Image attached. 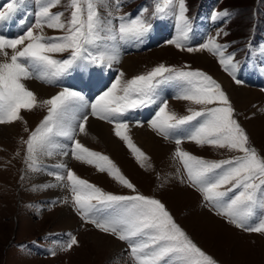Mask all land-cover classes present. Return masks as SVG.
<instances>
[{
    "label": "snow or ice",
    "instance_id": "obj_1",
    "mask_svg": "<svg viewBox=\"0 0 264 264\" xmlns=\"http://www.w3.org/2000/svg\"><path fill=\"white\" fill-rule=\"evenodd\" d=\"M63 2L34 0V22L22 19L20 24L25 30L15 38L0 34V56L6 58L0 62V124L22 120V110L47 108V114L24 141L27 167L42 171L41 156L71 154L75 160L93 165L100 172L107 171L121 184L135 190L110 158L83 145L76 138L77 132L86 133L89 114H85V109L90 108L91 116L114 123L115 135L127 144L144 166L145 153L127 134L128 124L118 122V118L131 110L158 104L150 127L159 135L167 138L173 130L190 125L187 139L196 144L242 153L232 159L209 162L184 151L179 147L182 140H175V156L181 161L188 181L203 194L204 200L237 228L264 235V218L259 217L264 211V157L250 146L249 136L234 118L235 110L227 94L212 76L200 70H178L159 64L130 79H124L125 73L120 71L111 85L91 103L81 91L68 87L49 99L37 100L36 94L22 81L39 79L55 83L74 67L96 65L111 68L114 63H119L121 42L142 41L153 27L143 18V12L135 18L115 17L119 23L114 24L111 11L107 16L101 13V8L109 7L108 0H66V9H70L67 17L64 11H53ZM120 3L121 0H114L117 10ZM26 4L27 0H10L0 10V21L12 18ZM187 12L186 0H158L155 6V15L175 17L177 35L167 43L180 50H185L184 42L192 30ZM228 15L225 10L214 13L213 19ZM45 28L63 34L46 36ZM226 48L227 45L218 43L215 37H209L197 48L187 47L186 50L208 51L217 56L224 71L240 84L235 54L225 55ZM64 52H70L68 58H54V54ZM173 81L181 86L177 99L204 107L189 109L190 114L183 116L169 111L168 102L159 97L158 88ZM193 121L196 123L192 124ZM61 138L71 142L70 146ZM53 168L56 170L47 174L70 191L75 211L101 232L125 241L133 264H217L193 242L160 200L140 194L106 193L79 177L67 164L59 163ZM56 186L48 184L43 187ZM68 202L65 199L64 203ZM78 243L77 238L71 236L64 250H71ZM51 254L55 255V252Z\"/></svg>",
    "mask_w": 264,
    "mask_h": 264
},
{
    "label": "rangeland",
    "instance_id": "obj_2",
    "mask_svg": "<svg viewBox=\"0 0 264 264\" xmlns=\"http://www.w3.org/2000/svg\"><path fill=\"white\" fill-rule=\"evenodd\" d=\"M121 1L124 2L117 10L114 0H108L109 7L101 8L102 15L107 16V13L111 11L113 19L125 15L135 18L142 12L145 19L156 16L148 22L153 25V28L156 27L157 35L153 36L151 32L148 33L146 45V41L143 40L136 42L137 47L125 46L122 48L119 63L112 67L110 80H113L120 71L125 73L124 79H130L150 71L159 64L178 70L203 71L221 85L235 110L234 118L249 136L250 146L264 157V86H257L254 85L256 83H253L259 76V69L264 66V0H186L187 15L190 18L192 30L188 34V40L184 42L185 50H180L175 45L167 43L177 35L176 20L171 15L167 18L154 14L158 0ZM8 2L10 0H0V10H3L2 6ZM26 6L29 10L26 11L31 17L32 12L34 13L36 10L34 0H27ZM145 9L146 11H144ZM225 10L229 13L227 17L213 19L214 13ZM21 11L16 15L27 17L28 14H20ZM53 11H64L65 17L70 13V9H66V0ZM191 15L196 17L192 18ZM172 18L174 21L171 20ZM15 20L18 21L17 18ZM114 20L117 24L119 23L118 20ZM32 22H34V16L28 23ZM23 31L24 29L13 38L21 35ZM0 33L5 34L1 31ZM218 33L219 35H217ZM62 34L57 30L44 29L46 36L54 37ZM209 37H215L218 43L227 45L225 55L235 54L234 62L238 64L237 78L242 83L237 84L224 71L217 56L208 51L188 52L186 50L187 47L197 48ZM8 51L11 54V50ZM69 55L70 52L57 53L54 54V58L62 60L68 58ZM128 58L135 62L134 67L128 66L131 68L129 70L126 69L124 63ZM5 59V57L0 58V62ZM243 66H250V68L240 69ZM102 72L105 73L104 69ZM220 76H226L230 84L224 83ZM37 81L54 90L50 96L43 97L36 90L26 86L36 94L38 101L49 99L63 89L57 81L55 83H46L39 79ZM168 83L170 93L166 92V88L159 90L158 93L160 98L167 95L164 99L168 102L169 111L175 112L177 116H183L190 114L189 109L200 110L204 107L190 101L177 99L176 97L181 92L179 82ZM109 84L105 86L104 90L110 86ZM169 86L167 85V87ZM244 86L247 90L250 89L249 92H241L240 88L243 89ZM212 106L216 105L209 107ZM157 110L158 105L153 110L154 115ZM85 111V114H89L88 109ZM46 114V107H36L32 111L22 110V120L0 124V126L12 125L11 127H15L13 134L7 133L0 137V264H133L127 243L119 240L116 236L101 232L94 225L84 221L71 203L70 191L63 186L62 182L57 185L55 178L47 174L50 170H56L53 166L59 163L67 164L79 177L87 178V181L106 193L123 196L140 194L160 200L193 242L217 261V264H264V235L237 228L226 217L219 215L218 209L204 200L203 194L188 181L181 161L175 156L177 148L175 140L178 138L182 140L179 147L184 151L209 162L232 159L242 153L196 144L187 139L188 131L191 130L190 125L181 126L180 129H176L174 135L167 138L157 133L158 137L150 127L153 116L148 123L133 126L130 123L129 126L133 127L132 134L130 130L127 133L132 142L145 153L147 159L143 161L144 166H141L136 154L122 140L125 144L124 148L121 139L115 135L114 123L105 122L112 126V134L120 142L119 148L121 149H116L120 153V157L114 155L112 150L105 146L100 139L83 140L81 139L83 133L79 132L76 136L90 150L109 158L110 154L114 158L110 160H114L112 162L119 168L121 174L135 186V190L129 189L123 184V186L119 185L107 171L100 172L93 165L75 160L71 154L65 157L41 156L39 162L44 170L32 171L25 163L26 145L24 141ZM191 123L195 124L196 122ZM146 129L152 133L149 139L154 143H151L153 149L142 139L140 140L141 132L149 133ZM69 143L66 141V144L69 145ZM56 157L60 160L58 161ZM59 171L63 172V170ZM48 184L57 186L43 187ZM55 188L58 192L55 191ZM191 192L199 196L200 210L207 213L209 219L208 224L204 225L205 232H208L205 236L203 233L198 235L196 223H190L187 217H184L194 209L193 202L188 199ZM169 198V202L172 204L177 202L176 199H180L181 202L177 207H174L167 203ZM65 199L69 202L64 203ZM196 201L198 202L197 199ZM171 206L184 225L171 211ZM193 206L195 209L197 208L195 202ZM67 213H71V216L66 215ZM259 217L264 218V211L259 213ZM71 218H73L72 221H70ZM191 224L194 227L188 230L187 228ZM101 234L107 235V237H101ZM71 236H75L79 243L71 250L66 251L64 248ZM103 238L105 244L98 246L97 240L100 241ZM53 251L55 255L51 254Z\"/></svg>",
    "mask_w": 264,
    "mask_h": 264
},
{
    "label": "bare ground",
    "instance_id": "obj_3",
    "mask_svg": "<svg viewBox=\"0 0 264 264\" xmlns=\"http://www.w3.org/2000/svg\"><path fill=\"white\" fill-rule=\"evenodd\" d=\"M22 13L26 12V5L25 7H23L21 9ZM20 12V14H22ZM19 17H22V15H19ZM15 18H17L18 20V16L15 14V17L13 16L12 18L6 20V21H1L0 22V31L1 32H4L5 34H10L12 33L13 31H15L16 29H18L20 26H19V23L18 21L15 20ZM1 34V33H0ZM132 42V41H130ZM120 47V46H119ZM144 52V51H143ZM3 56H0V58H2ZM4 58V57H3ZM132 59L131 58H128L126 59V61L124 62L125 63V67L127 70L131 69L130 67L128 66H132L134 67L135 65V62L134 61H131ZM117 64V63H114L112 65V67ZM111 68H107L105 66L104 67H96V66H93V65H89L87 68H80V67H75L76 69L74 70V73L71 74L70 76L69 75H66L64 78H63V81H62V85L64 87H68V88H72V89H77V90H83V84H88V88H98L99 86L103 85L104 82H105V79L107 78L108 74H110V70L108 69H112ZM128 67V68H127ZM104 69L105 73L102 72V70ZM133 69V68H132ZM260 70V73H259V76H257L255 78V81L257 83H262L264 81V66L262 68L259 69ZM249 72V71H248ZM256 72V71H255ZM259 72V71H257ZM218 73V72H217ZM253 74V73H252ZM256 74V73H255ZM257 75V74H256ZM220 79L226 83V84H230V81L227 79L226 76H220ZM76 81L77 84H75V88H73L71 86L72 84V81ZM101 80V81H100ZM27 87H30V89H34V91L36 90L38 92V94H41L44 96H50L51 93L54 92L53 89H50L48 88L46 85L44 84H41L40 82L37 81V79H28V80H24L22 81ZM228 84V85H229ZM242 88V87H241ZM241 92H249V90L246 89V87L244 86L243 89H241ZM165 89V88H163ZM161 90V89H160ZM245 92V93H246ZM246 96V95H245ZM86 110V109H85ZM86 112V111H85ZM89 113V112H88ZM133 117H135V114L133 115ZM106 121L104 120H97L96 117L94 116H91L90 113H89V118H88V121H87V124H86V133H83L82 134V137L81 139L83 140H87V141H94L96 139H100V141H102L104 143L105 146L109 147V149L112 150V152L114 153V155H116L117 157H120L119 156V152L116 150L117 148L120 147V142L118 141L117 137L114 136L112 134V126L105 123ZM10 126V125H9ZM9 126H0V137L3 136V134H7V133H12L15 131V127H9ZM144 126V125H143ZM10 128V129H9ZM142 129V128H141ZM14 130V131H13ZM135 130V129H134ZM144 130V129H143ZM147 130V129H146ZM149 131V130H147ZM137 132V130H136ZM141 131L139 130V133ZM138 133V134H139ZM140 140L142 139V141H144L149 147H152L153 149V146H151L153 143L149 138L150 136L152 135V133H149L148 132H145V134L143 132L140 133ZM154 136V135H153ZM153 138V137H152ZM62 142L66 143V141L63 140V138H61ZM149 142H148V141ZM99 141V140H97ZM86 142V141H85ZM157 143V142H156ZM154 144V143H153ZM158 147V146H157ZM121 149V148H119ZM117 151V152H116ZM43 157V156H42ZM58 157V156H57ZM56 157V158H57ZM61 157V156H60ZM65 157V156H64ZM46 158V157H45ZM50 158V157H49ZM57 160L59 161L60 159L57 158ZM128 168V167H127ZM130 169V168H129ZM56 184L58 185L59 182L56 181ZM55 191L58 192V190L55 188ZM61 191H62V188H61ZM58 194V193H57ZM62 194V193H61ZM63 213V212H62ZM69 213H67L66 215H68ZM71 214V213H70ZM69 214V215H70ZM71 216V215H70ZM62 219V218H61ZM73 218L70 219V221H72ZM69 220V219H68ZM98 235V234H97ZM96 236V235H95ZM107 237V235H105ZM104 235L101 234V237H104ZM100 237V238H101ZM97 240L98 242H96V244L99 246L105 244V240ZM96 241V240H95ZM110 241V240H109ZM108 242V241H107ZM114 242V241H113ZM110 243V242H108ZM107 243V244H108ZM115 243V242H114ZM95 244V245H96ZM116 244V243H115ZM110 245V244H109ZM121 262V261H120Z\"/></svg>",
    "mask_w": 264,
    "mask_h": 264
},
{
    "label": "crops",
    "instance_id": "obj_4",
    "mask_svg": "<svg viewBox=\"0 0 264 264\" xmlns=\"http://www.w3.org/2000/svg\"><path fill=\"white\" fill-rule=\"evenodd\" d=\"M132 129H133V127L130 129V132L132 131ZM131 134H132V132H131ZM157 135V134H156ZM158 136V135H157ZM159 137V136H158ZM119 138V137H118ZM120 139V138H119ZM121 142H122V144H123V146H124V148H125V144H124V142L121 140ZM83 144V143H82ZM83 145H85V144H83ZM109 156H110V159H114L110 154H109ZM112 161H114V160H112ZM82 179H87V178H85V177H81ZM115 181H117L116 179H115ZM118 182V184L119 185H121V186H123L119 181H117ZM187 191H189L190 192V190L189 189H187ZM198 195L195 193H192L191 192V196H189L190 198H188L189 200H191L192 202H193V205H194V202H195V205H196V209H195V207L192 205V207L194 208L193 210H191L189 213H187V215L186 216H184V217H187V220H189L190 221V223H196L195 224V226H196V233H198V235L200 234L201 235V233H203V235L205 236L208 232H205V229L204 228H206V227H204V225H207L208 223V221H209V219L207 218V213H203L201 210H200V207H201V204H200V200H199V196L197 197ZM196 199L198 200V202L196 201ZM170 201V198L168 199V204L170 203L169 202ZM177 201V202H176ZM176 203H174V204H172V203H170V205L172 204L174 207H177V205H178V203H180L181 202V200L180 199H176ZM169 205V206H170ZM173 206H171L170 208H171V211L175 214V212H174V209H173ZM176 215V217H177V213L175 214ZM178 218V217H177ZM179 219V218H178ZM198 220H200L199 222H198ZM202 220V221H201ZM179 221H180V223L181 224H183L182 222H181V220L179 219ZM184 225V224H183ZM199 225V226H198ZM186 227V226H185ZM193 227H194V225H190V226H188V230H191V229H193ZM211 230V229H210ZM203 237V236H202ZM201 237V238H202Z\"/></svg>",
    "mask_w": 264,
    "mask_h": 264
}]
</instances>
